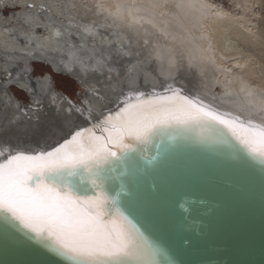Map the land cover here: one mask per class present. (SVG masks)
I'll use <instances>...</instances> for the list:
<instances>
[{
    "label": "bare ground",
    "instance_id": "6f19581e",
    "mask_svg": "<svg viewBox=\"0 0 264 264\" xmlns=\"http://www.w3.org/2000/svg\"><path fill=\"white\" fill-rule=\"evenodd\" d=\"M231 1L234 8L217 0H184V8L181 0H0V162L16 151H46L68 132L59 123L89 117V107L101 116L111 101L146 95L203 101L240 136L264 128V0ZM7 5L24 9L6 16ZM100 26L107 30L97 33ZM34 61L78 79L85 106L58 90L51 74L35 75ZM131 69L136 75L127 78Z\"/></svg>",
    "mask_w": 264,
    "mask_h": 264
},
{
    "label": "water",
    "instance_id": "95a60500",
    "mask_svg": "<svg viewBox=\"0 0 264 264\" xmlns=\"http://www.w3.org/2000/svg\"><path fill=\"white\" fill-rule=\"evenodd\" d=\"M124 104L111 101L109 113L73 119L68 128L60 122L68 132L46 151ZM223 120L226 123L165 129L108 173L107 192L115 201L114 211L139 230L148 246L146 258L156 264H264V158L249 152L231 122ZM69 179L80 182V177ZM82 187L90 185L85 180ZM0 264H77V260L55 241H41L0 212Z\"/></svg>",
    "mask_w": 264,
    "mask_h": 264
},
{
    "label": "snow or ice",
    "instance_id": "6c2138e0",
    "mask_svg": "<svg viewBox=\"0 0 264 264\" xmlns=\"http://www.w3.org/2000/svg\"><path fill=\"white\" fill-rule=\"evenodd\" d=\"M186 6L184 0L177 4ZM88 112L90 119V107ZM191 123L226 122L203 101L174 93L127 103L51 151H16L0 162V212L41 241H55L77 264H156L146 258L148 246L139 230L114 211L108 173L165 129ZM97 129L106 136H97ZM248 131L237 139L264 158V128ZM71 177H80V182ZM85 180L89 188L82 187Z\"/></svg>",
    "mask_w": 264,
    "mask_h": 264
},
{
    "label": "rangeland",
    "instance_id": "374dc122",
    "mask_svg": "<svg viewBox=\"0 0 264 264\" xmlns=\"http://www.w3.org/2000/svg\"><path fill=\"white\" fill-rule=\"evenodd\" d=\"M217 1L223 3L227 7H233L234 6L231 0H217ZM30 8H31L30 6L26 7V9H30ZM22 9H24V7H22L21 5H13V6H8L7 5L5 7V9H4V12H5L6 16H7V15H10L12 12L20 11ZM261 13H262V15L264 17V6L261 8ZM11 24H16V22H11ZM23 24L25 26H28V25L25 24V22H22V25ZM72 26H74L75 30L77 28V30L82 31V29H81L79 24H72ZM111 28L115 29V31L110 30L111 34L117 33L118 29L113 28V27H111ZM106 30H107V28L105 26L104 27L100 26L97 29V31H98L97 33L103 32V31H106ZM72 34H74L76 36L75 33H72ZM93 38L94 37L91 34H90V37H88L89 40L90 39L92 40ZM27 49L28 48H26V47L23 48V49H17V52L24 54V53H26L24 51H26ZM32 66H33V73L35 75H45L47 73L51 74L53 79H54V83H55L56 87L58 88V90H60L64 94H66L67 97L70 100L74 101L76 104L81 105V106H83L85 104L84 103V99L88 98L87 97L88 96V91L85 88H83L80 84H78L72 77H70L68 75H65L63 73L56 72L50 65H47L44 62L34 61L32 63ZM133 75H136V74L134 73L133 69H131V71L129 73V76L127 78H132ZM125 86H127V85H125ZM217 88L220 90V87L217 86ZM12 90L14 91V93L16 94V96L20 100H22V101H24L26 103H30L31 98H30L29 94L25 90H23V89H21V88H19L17 86H13ZM52 116H53L52 122L53 123L54 122L57 123L58 122V117L55 114H52Z\"/></svg>",
    "mask_w": 264,
    "mask_h": 264
}]
</instances>
